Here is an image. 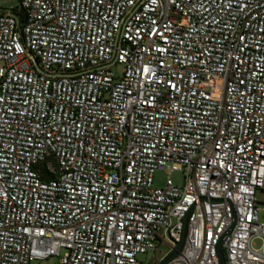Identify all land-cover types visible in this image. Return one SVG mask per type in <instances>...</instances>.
<instances>
[{"label": "built area", "instance_id": "built-area-1", "mask_svg": "<svg viewBox=\"0 0 264 264\" xmlns=\"http://www.w3.org/2000/svg\"><path fill=\"white\" fill-rule=\"evenodd\" d=\"M18 1L0 264H264V0Z\"/></svg>", "mask_w": 264, "mask_h": 264}, {"label": "rangeland", "instance_id": "rangeland-1", "mask_svg": "<svg viewBox=\"0 0 264 264\" xmlns=\"http://www.w3.org/2000/svg\"><path fill=\"white\" fill-rule=\"evenodd\" d=\"M19 6L18 0H0V10H13ZM113 71L115 75L119 76L121 73V67L116 66L113 68ZM183 174L181 172H171L169 173L167 170L157 171L154 173L153 181L154 186L162 188L165 186V183L167 180H171L175 185L182 186L183 184ZM257 200L261 202L263 200V195L260 193H257ZM258 221L259 223H264V212H259L258 214ZM262 245V241H256L254 242L253 246L256 249H260ZM165 252L167 251V248L164 249ZM63 253V252H62ZM152 253H148L144 256H139L138 260L142 262V264H150V261L152 259ZM30 264H58V259L51 257L48 258L45 261H33Z\"/></svg>", "mask_w": 264, "mask_h": 264}, {"label": "water", "instance_id": "water-1", "mask_svg": "<svg viewBox=\"0 0 264 264\" xmlns=\"http://www.w3.org/2000/svg\"><path fill=\"white\" fill-rule=\"evenodd\" d=\"M180 247H181V245H179L178 247H177V249H176V251L175 252H173L167 259H166V261L164 262V263H166V262H168L170 259H172L175 255H176V253H177V251L180 249ZM219 257H220V264H224V259H223V256H222V254L219 252Z\"/></svg>", "mask_w": 264, "mask_h": 264}]
</instances>
